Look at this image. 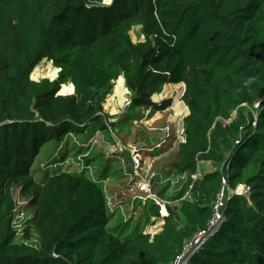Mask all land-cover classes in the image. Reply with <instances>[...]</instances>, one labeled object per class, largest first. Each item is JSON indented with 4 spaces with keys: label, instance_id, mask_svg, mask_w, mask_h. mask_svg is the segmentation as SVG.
<instances>
[{
    "label": "trees",
    "instance_id": "1",
    "mask_svg": "<svg viewBox=\"0 0 264 264\" xmlns=\"http://www.w3.org/2000/svg\"><path fill=\"white\" fill-rule=\"evenodd\" d=\"M104 1L113 3L0 0V264H172L208 225L223 179L249 186L250 200L230 201L189 264H264V0ZM43 61L56 80L34 78ZM184 85L189 115L173 167L185 183L158 194L179 207L167 204L155 236L109 229L105 191L85 170L36 178L41 150L101 121L108 96L121 108L128 89L132 107L157 113L172 100L151 99ZM205 163L215 170L194 180ZM14 189L35 210L37 245L30 227L22 238L15 227Z\"/></svg>",
    "mask_w": 264,
    "mask_h": 264
},
{
    "label": "rangeland",
    "instance_id": "2",
    "mask_svg": "<svg viewBox=\"0 0 264 264\" xmlns=\"http://www.w3.org/2000/svg\"><path fill=\"white\" fill-rule=\"evenodd\" d=\"M131 37L135 43L144 41L140 28L133 29ZM54 68L52 62L49 64L43 61L34 78L38 82L44 79L54 81L59 76L58 74L54 79ZM184 91L185 85L180 91L164 87L160 94L162 100L159 102L151 100L157 105L163 104L166 100H172V105L167 110L157 113L146 108L138 109L134 106L127 108V102H132V94L128 89L125 103L121 108L114 99L113 106L109 109L110 96H108L103 106L105 115L101 121L89 124L85 133L73 131L65 136L62 143L53 141L41 150L33 168L36 178L44 181L53 176L58 169L73 173L85 170L94 181L101 184L105 191L109 213L113 215L109 229L117 230L119 234L125 235L132 234L136 229L151 236L156 235L158 231H162L164 226L162 224L165 223L162 220L148 218L149 203L154 197L159 199L158 194L164 191L166 198L173 197L185 183V177H177L173 169L179 145L184 143L183 121L189 115V109L182 102ZM60 93L61 91L59 95L62 96L72 95ZM176 103H179L180 109L177 108ZM259 105L260 103L256 105V108ZM113 135L123 142L121 143L118 139L123 150L114 142ZM162 141L166 142L164 146L160 145L161 148L164 147L162 152L159 148L153 155H148L149 151L144 150ZM137 149L142 150L140 165L134 162ZM157 154L159 155L155 156ZM169 164L172 166H168ZM214 170V165L211 163L201 164L195 177ZM160 171L163 172V178ZM157 173L158 177H156ZM154 177L157 181H154ZM149 188L150 192H146ZM14 196L17 203L14 221L19 236L22 238L26 229L30 227L32 243L37 245L38 234L33 222L35 210L30 200L22 197L20 189H14ZM168 206L178 208L179 203L168 202ZM164 207V204L159 207L160 216L167 215Z\"/></svg>",
    "mask_w": 264,
    "mask_h": 264
},
{
    "label": "built area",
    "instance_id": "3",
    "mask_svg": "<svg viewBox=\"0 0 264 264\" xmlns=\"http://www.w3.org/2000/svg\"><path fill=\"white\" fill-rule=\"evenodd\" d=\"M131 104L132 102H127V108H129ZM141 152V149H137L135 152L134 162L138 165H140V162H142V158L140 156ZM195 176L196 175L193 176V179L197 180L199 177ZM150 190L151 189L149 188L146 190V192H150ZM236 196L250 200L251 188L246 184H239L235 189H231L229 188L227 180L223 179L221 190L212 204V216L208 222V225L205 229L198 231L190 240L186 242L180 255L172 262V264L190 263V261L202 250V248L211 240V238H213L222 228L224 222L226 221L225 210L227 209L230 201ZM152 201H154L158 207H162V204H164V208H166L167 212L166 216H161L162 221H164V219L169 216L167 210L168 203L163 201L160 197L159 199L154 197Z\"/></svg>",
    "mask_w": 264,
    "mask_h": 264
},
{
    "label": "crops",
    "instance_id": "4",
    "mask_svg": "<svg viewBox=\"0 0 264 264\" xmlns=\"http://www.w3.org/2000/svg\"><path fill=\"white\" fill-rule=\"evenodd\" d=\"M124 83H125V80H124ZM168 86V85H167ZM170 86H172V85H170ZM166 87V86H165ZM119 139V138H118ZM149 140H150V138H149ZM119 141L121 142V143H123L120 139H119ZM150 143V141L147 143V145ZM166 142L165 141H162V143L161 142H159L156 146H149V147H146L147 149H144V150H147V151H149L148 152V155H153L154 154V151L157 149V150H159V148H161L160 147V145H163V144H165ZM146 146V145H145ZM164 146V145H163ZM162 146V148H161V152L163 151V149H164V147ZM139 147H143V146H139ZM152 153V154H151ZM147 155V154H146ZM159 154H157V155H155V156H158ZM168 166H172V165H168ZM166 169V168H165ZM173 169H174V167H173ZM160 173L162 174L163 172H161L160 171ZM162 176V178H163V174L161 175ZM121 177H125V176H121ZM156 177H158V173H157V176ZM156 177H155V179H154V181H157V179H156ZM160 220H162V219H160ZM162 222H164V221H162ZM162 225H164V224H162Z\"/></svg>",
    "mask_w": 264,
    "mask_h": 264
},
{
    "label": "water",
    "instance_id": "5",
    "mask_svg": "<svg viewBox=\"0 0 264 264\" xmlns=\"http://www.w3.org/2000/svg\"><path fill=\"white\" fill-rule=\"evenodd\" d=\"M102 1H103L102 4H100V5H92V6H90V8H97V7L109 8V7H111L112 3L108 4L104 0H102ZM74 94H75V87H74V93L72 95H74ZM112 137H113L114 142L121 148V150H123L122 146H121L120 142L118 141V139L116 138V136L113 135Z\"/></svg>",
    "mask_w": 264,
    "mask_h": 264
},
{
    "label": "bare ground",
    "instance_id": "6",
    "mask_svg": "<svg viewBox=\"0 0 264 264\" xmlns=\"http://www.w3.org/2000/svg\"><path fill=\"white\" fill-rule=\"evenodd\" d=\"M167 214V213H166ZM166 216V215H165Z\"/></svg>",
    "mask_w": 264,
    "mask_h": 264
}]
</instances>
